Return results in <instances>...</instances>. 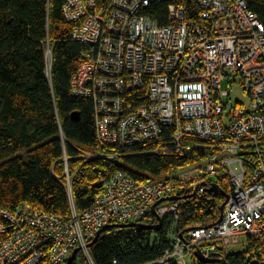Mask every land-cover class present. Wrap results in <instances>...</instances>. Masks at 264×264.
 I'll list each match as a JSON object with an SVG mask.
<instances>
[{
  "label": "built area",
  "instance_id": "2783aa9c",
  "mask_svg": "<svg viewBox=\"0 0 264 264\" xmlns=\"http://www.w3.org/2000/svg\"><path fill=\"white\" fill-rule=\"evenodd\" d=\"M155 2L167 3L164 26L145 14ZM63 15L87 46L70 90L93 102L100 147L159 143L162 153L208 156L154 180L115 171L86 211L71 205L66 221L0 208V264H65L75 249L78 264H94L88 244L97 233L129 234L125 225L142 223L159 200L200 196L217 177L231 186L222 220L180 236L179 203L161 202L155 211L172 221L170 247L149 264H193L196 251L240 255L236 247L264 237V33L245 1L65 0ZM236 80L248 107L230 105Z\"/></svg>",
  "mask_w": 264,
  "mask_h": 264
},
{
  "label": "trees",
  "instance_id": "16d2710c",
  "mask_svg": "<svg viewBox=\"0 0 264 264\" xmlns=\"http://www.w3.org/2000/svg\"><path fill=\"white\" fill-rule=\"evenodd\" d=\"M244 1L264 33V0ZM64 2L0 0V208L40 212L66 221L71 205L77 213L86 211L115 171L139 181L154 180L194 165L208 153L178 157L162 153L160 148L165 146L159 143L128 150L97 144L93 102L70 90L87 46L72 39L74 25L64 18ZM145 14L164 26L167 3L155 2ZM110 153L117 157L108 158ZM211 184L216 191L207 188L200 196H175L172 202L180 205L175 222L178 234L218 221L223 195L231 186L226 177H217ZM142 222L158 224L151 214ZM171 226L172 221H161L157 230L102 233L89 247L93 262L153 263L170 247ZM222 258L226 264L262 262L264 237L248 239L242 254ZM80 261L77 250L71 264Z\"/></svg>",
  "mask_w": 264,
  "mask_h": 264
},
{
  "label": "water",
  "instance_id": "95a60500",
  "mask_svg": "<svg viewBox=\"0 0 264 264\" xmlns=\"http://www.w3.org/2000/svg\"><path fill=\"white\" fill-rule=\"evenodd\" d=\"M216 191V187H212L208 190V192H214ZM224 196V199H227V195H223ZM173 200H177L176 197H170V198H167V199H162V200H159L157 203H155L152 207H151V211H150V214L152 216H154L157 221H158V224L155 225V226H146L144 224H139V223H132V224H128V225H125V226H128V227H131V228H134L136 229L137 231H140V230H157L159 229V227L161 226V219L158 217L156 211H155V208L158 204H160L161 202L163 201H173ZM223 207H224V202L220 205V208H219V211H220V216H219V219L216 223H219L221 220H222V216H223ZM99 234L100 233H97L96 236L94 237V239L88 244V247H90L95 241L96 239L99 237ZM183 233L180 234V236H182ZM77 253V249L73 250L70 257L68 258V260L66 261L65 264H71L72 261L74 260L75 258V255ZM195 258H196V261H198L199 263L201 264H226V261L222 258V257H218V258H205L201 255V253L199 251H196L195 254H194ZM249 264H264V261L260 262L256 259L252 260Z\"/></svg>",
  "mask_w": 264,
  "mask_h": 264
},
{
  "label": "rangeland",
  "instance_id": "374dc122",
  "mask_svg": "<svg viewBox=\"0 0 264 264\" xmlns=\"http://www.w3.org/2000/svg\"><path fill=\"white\" fill-rule=\"evenodd\" d=\"M230 98H231L230 99V105H233L235 103V101L243 104L246 107H248V105H249V99H248L247 95H245L243 93L242 87L240 86L238 80H236V82L233 84V87L231 89V97ZM69 181H68L67 186H66L68 191H70V182ZM139 224H143V222L139 223ZM245 250H246V245L243 246V248H240V249L238 247L235 248V252L236 253L242 252V251H245Z\"/></svg>",
  "mask_w": 264,
  "mask_h": 264
}]
</instances>
